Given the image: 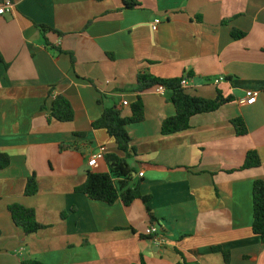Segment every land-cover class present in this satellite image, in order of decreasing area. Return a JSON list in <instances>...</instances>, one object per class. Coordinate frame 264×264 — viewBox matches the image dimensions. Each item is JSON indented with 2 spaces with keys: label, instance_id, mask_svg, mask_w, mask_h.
I'll return each mask as SVG.
<instances>
[{
  "label": "crops",
  "instance_id": "0c3cea01",
  "mask_svg": "<svg viewBox=\"0 0 264 264\" xmlns=\"http://www.w3.org/2000/svg\"><path fill=\"white\" fill-rule=\"evenodd\" d=\"M6 2L13 9L0 15V150L10 165L0 169V264H227L216 248L230 253L229 264H264L253 232V186L264 181V0H0V8ZM140 73H191L190 95L236 100L165 137L162 124L176 115L172 94L141 95L145 120L128 126L133 183L151 196L155 221L141 201L110 206L76 192L89 171L109 172L104 160L88 166L102 148L117 152L92 125L107 108L132 115ZM248 91L260 93L256 104L242 103ZM58 95L72 104L73 122L51 118ZM237 118L246 136L237 135ZM250 151L262 165L241 170ZM32 176L39 190L30 197ZM15 204L35 210L45 229L26 235L16 227ZM152 225L157 241L146 235Z\"/></svg>",
  "mask_w": 264,
  "mask_h": 264
},
{
  "label": "trees",
  "instance_id": "16d2710c",
  "mask_svg": "<svg viewBox=\"0 0 264 264\" xmlns=\"http://www.w3.org/2000/svg\"><path fill=\"white\" fill-rule=\"evenodd\" d=\"M102 2L105 0H94ZM137 7L135 3H125V9ZM43 35L54 31L46 26H39ZM60 35V34H59ZM234 39H242L245 34L239 31H233ZM61 53V51H60ZM192 78L189 73L181 78L163 79L154 77L148 73H140L137 77V87L135 92L138 93L137 100L131 105L132 115L128 118L123 117V113L118 108L105 109L102 117L93 123L94 130H105L108 135L114 139L117 146L116 153L106 154L104 161L109 168V172L96 173L89 171L84 185L76 189L77 193H82L95 202H101L110 206L121 201L126 207L131 206L137 201H141L147 206V212L151 219L155 221L148 203L151 196H144L141 191L142 181L133 183L134 174L137 173L136 167L133 166L134 158L137 155L136 149L132 146V139L128 133V126L144 122L145 106L141 95L151 90H157L159 87L164 88L172 94L170 101L176 109L174 117L166 119L162 124L161 134L165 137L179 134L190 129V121L193 117L201 114H210L220 110L222 107L235 102L232 96L225 97L220 91L214 100H207L192 96L182 87L184 77ZM52 96V91L49 97ZM51 118L60 123H71L75 120V111L70 101L63 95L54 98L51 107ZM238 136H246L248 130L244 119L237 118L232 121ZM10 165V158L0 150V169H5ZM262 165L257 151H250L246 156L244 165L241 170L258 169ZM119 180L118 185L116 181ZM39 186L36 176L28 179L25 195L35 196L38 193ZM253 211L254 222L253 232L259 236L264 245V181L257 180L253 186ZM14 225L21 228L26 235L37 234L45 229L37 221L36 212L33 209L26 208L22 205H12L9 207ZM1 236V234H0ZM215 253H221L227 264L230 263V253L216 248ZM22 264H44L40 261H24Z\"/></svg>",
  "mask_w": 264,
  "mask_h": 264
},
{
  "label": "built area",
  "instance_id": "2783aa9c",
  "mask_svg": "<svg viewBox=\"0 0 264 264\" xmlns=\"http://www.w3.org/2000/svg\"><path fill=\"white\" fill-rule=\"evenodd\" d=\"M13 9V5L11 2H6L1 8H0V15H4L5 13L7 12H11ZM161 24V21L160 20H156L154 22V25H153V30L154 31H157L158 30V27L159 25ZM189 80L190 78L188 76H185L184 77V80L182 81V87L184 89L187 88L188 86V83H189ZM225 79L224 78H217L215 81H214V84L216 85H220ZM165 91L164 88L162 87H159L158 88V92L160 93H163ZM260 93L259 92H256V91H248L246 93V98L245 100H243V104H246V105H254L256 104L257 100H258V97H259ZM129 104L127 102H124L123 103V106L124 107H127ZM104 156H105V149L102 148L98 151L97 154H95L93 157H91L88 161V166L89 168H98L99 166V162L104 160ZM140 177H144V174L141 173L140 174ZM146 235L152 239H154V241H157V236L159 235V229L155 226V225H152L150 226L147 231H146Z\"/></svg>",
  "mask_w": 264,
  "mask_h": 264
}]
</instances>
